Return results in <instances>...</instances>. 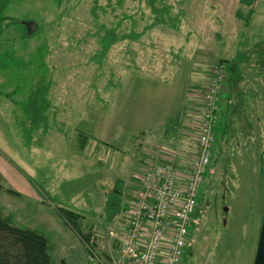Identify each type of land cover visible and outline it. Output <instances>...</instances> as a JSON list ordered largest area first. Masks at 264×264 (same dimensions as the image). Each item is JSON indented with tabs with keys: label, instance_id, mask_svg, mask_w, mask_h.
Masks as SVG:
<instances>
[{
	"label": "rangeland",
	"instance_id": "374dc122",
	"mask_svg": "<svg viewBox=\"0 0 264 264\" xmlns=\"http://www.w3.org/2000/svg\"><path fill=\"white\" fill-rule=\"evenodd\" d=\"M150 4L10 0L0 36V185L18 195L0 192V209L45 236L54 264H106L141 187L140 141L189 160L196 129L175 131V122L195 111L209 69L224 62L236 69L224 99L233 97L220 105L183 264H254L264 217V0H157L160 24ZM29 21L38 24L30 35ZM38 95L49 104L41 128L29 107ZM58 207L84 217L93 254L58 221Z\"/></svg>",
	"mask_w": 264,
	"mask_h": 264
},
{
	"label": "built area",
	"instance_id": "2783aa9c",
	"mask_svg": "<svg viewBox=\"0 0 264 264\" xmlns=\"http://www.w3.org/2000/svg\"><path fill=\"white\" fill-rule=\"evenodd\" d=\"M199 105L188 113L186 124L196 129V147L189 153H171L151 148L140 141L144 155L141 187L126 208V226L117 237L119 257L112 264H183L204 176L211 164L215 128L220 121V105L229 91L231 69L219 62L208 71ZM183 160V162H182ZM184 160H186L184 162Z\"/></svg>",
	"mask_w": 264,
	"mask_h": 264
},
{
	"label": "trees",
	"instance_id": "16d2710c",
	"mask_svg": "<svg viewBox=\"0 0 264 264\" xmlns=\"http://www.w3.org/2000/svg\"><path fill=\"white\" fill-rule=\"evenodd\" d=\"M154 11V16L156 18L155 23L160 24L164 21H160V13H157V8L154 6L157 0H148ZM10 6V0H0V36L4 34L6 30L5 22L10 20L8 16V10ZM168 11L167 9H162V12ZM158 14V15H157ZM154 23V25H155ZM8 26L10 22L7 23ZM151 25L149 28H151ZM112 43V42H110ZM236 70V69H234ZM231 69V77L229 82L232 83L234 78ZM230 83V84H231ZM37 101H33L29 107L34 108L33 117L36 123L39 125L37 127L41 128L44 124L46 127L47 116L45 115V108L49 106L47 101L41 97V95L36 96ZM33 98V99H35ZM227 100L222 99V102ZM41 113V114H40ZM40 114V115H39ZM86 142H81V147L84 148ZM213 156V155H212ZM4 187L0 185V192L4 191ZM10 195H18L17 192L13 190H5ZM38 191L43 193L45 196V191L38 189ZM44 197V196H43ZM41 197V198H43ZM44 199V198H43ZM58 217L64 222V224L71 230V232L79 238L82 245L93 254L95 249L92 244V239L90 233H84L82 231V223L84 217L81 214H77L71 210L65 208H56ZM52 247L49 241L37 232L36 230L17 227L13 224L10 217L5 216L0 209V264H54L51 256ZM61 264H66L62 261Z\"/></svg>",
	"mask_w": 264,
	"mask_h": 264
},
{
	"label": "crops",
	"instance_id": "0c3cea01",
	"mask_svg": "<svg viewBox=\"0 0 264 264\" xmlns=\"http://www.w3.org/2000/svg\"><path fill=\"white\" fill-rule=\"evenodd\" d=\"M230 83V82H229ZM227 96H229V93H227L226 94ZM187 97H188V95H187ZM233 96H231V97H229L228 99H225V100H229V99H231ZM255 97H257V94L256 93H254L253 95H252V101L255 99ZM194 100H195V98H194ZM186 102V99H185V101L183 102V103H181L180 105V109H179V112H181L182 110L183 111H185V108H184V103ZM195 103V102H194ZM188 110V109H187ZM190 113V112H189ZM179 117V116H178ZM188 119H190V121H191V115L189 114V115H187V118H186V121H183V123H182V126L180 127V124L179 123H181V121H182V119H178L176 122H175V125H174V130L176 131V130H178V128H183V127H186V128H188L187 126H186V124L188 123L187 122V120ZM162 121H164V120H162ZM189 121V122H190ZM162 125V123H158V124H156V126H161ZM163 125H165V124H163ZM166 127V126H165ZM165 127L162 129V130H164L165 129ZM159 131H161L160 129H159ZM168 134V128L164 131V132H162V135H164V136H166ZM140 158H142V160H144V155H143V152H142V154H140ZM140 165V164H139ZM139 165H138V168L140 169V175H141V167H139ZM48 190V189H47ZM136 193V192H135ZM135 193H133V197H132V199L134 198V196H135ZM132 199H131V201H132ZM130 201V202H131ZM58 219V221L59 222H61L62 224H64V222L58 217L57 218ZM58 223L56 222V227L54 228V230L56 231V232H59V229H58V227L59 228H62V226L60 225V224H58ZM65 225V224H64ZM66 226V225H65ZM125 226H126V220H125V222H124V224H123V227L122 228H125ZM66 228L68 229V230H70L67 226H66ZM71 231V230H70ZM66 235H68V238L66 239V238H64ZM74 235V234H73ZM61 238L65 241V242H70L71 241V235H70V233L69 232H65V234H63V235H61ZM72 239H73V237H72ZM117 240V239H116ZM117 245V248L116 247H114L113 245H112V243H110L109 244V247H108V251H107V257L108 258H111V259H108V258H106V264H112V260H115V259H117L118 257H119V250H120V245H119V243H118V240H117V242H116V244H115V246ZM82 262V261H81ZM66 264H68V263H66ZM81 264H87L86 262H82Z\"/></svg>",
	"mask_w": 264,
	"mask_h": 264
},
{
	"label": "water",
	"instance_id": "95a60500",
	"mask_svg": "<svg viewBox=\"0 0 264 264\" xmlns=\"http://www.w3.org/2000/svg\"><path fill=\"white\" fill-rule=\"evenodd\" d=\"M25 26L27 27L29 35L33 34L38 28V24L32 21L26 22ZM254 264H264V217Z\"/></svg>",
	"mask_w": 264,
	"mask_h": 264
}]
</instances>
